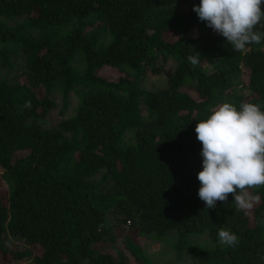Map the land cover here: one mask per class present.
Segmentation results:
<instances>
[{
	"label": "trees",
	"instance_id": "1",
	"mask_svg": "<svg viewBox=\"0 0 264 264\" xmlns=\"http://www.w3.org/2000/svg\"><path fill=\"white\" fill-rule=\"evenodd\" d=\"M199 3L0 0V264H264V186L206 209L195 132L223 102L264 109V42L235 51ZM169 60L176 84L153 78Z\"/></svg>",
	"mask_w": 264,
	"mask_h": 264
},
{
	"label": "clouds",
	"instance_id": "2",
	"mask_svg": "<svg viewBox=\"0 0 264 264\" xmlns=\"http://www.w3.org/2000/svg\"><path fill=\"white\" fill-rule=\"evenodd\" d=\"M193 11L235 51L264 42V31L257 30L264 21V0H200ZM188 60L195 66L199 54ZM195 132L202 144L198 197L206 209L227 202L230 194L237 209H252L260 196L250 189L264 186V109L250 102L239 107L223 102L198 121ZM217 237L227 246L238 243L237 236L224 228Z\"/></svg>",
	"mask_w": 264,
	"mask_h": 264
},
{
	"label": "rangeland",
	"instance_id": "3",
	"mask_svg": "<svg viewBox=\"0 0 264 264\" xmlns=\"http://www.w3.org/2000/svg\"><path fill=\"white\" fill-rule=\"evenodd\" d=\"M173 35V34H172ZM175 36V35H174ZM176 63L173 60H169L166 65H164L162 71L159 74L158 78L153 77L154 79H160L163 80L165 83H172L176 84L179 81L180 78V71L176 68L174 69V66ZM92 77L94 78H100L105 77L107 79H110L112 81H119L125 78L126 74L124 72L118 74L115 72L114 69L110 67H95L92 71ZM153 78H151L153 80ZM96 104H99L102 108L108 109L111 108V105L107 103V100L103 97H99L95 100ZM71 112V110L69 111ZM110 163L116 164L118 162L109 161ZM119 175L118 179L120 181H125L127 178L131 176V169L125 164L120 163L119 164ZM4 179L7 180L6 176L4 175ZM106 244V242L104 243ZM160 260V259H158Z\"/></svg>",
	"mask_w": 264,
	"mask_h": 264
}]
</instances>
